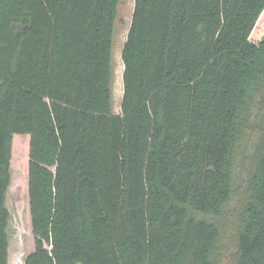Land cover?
<instances>
[{
  "label": "trees",
  "instance_id": "obj_1",
  "mask_svg": "<svg viewBox=\"0 0 264 264\" xmlns=\"http://www.w3.org/2000/svg\"><path fill=\"white\" fill-rule=\"evenodd\" d=\"M118 2L0 0V264L18 137L23 264H264V0H134L115 113Z\"/></svg>",
  "mask_w": 264,
  "mask_h": 264
},
{
  "label": "rangeland",
  "instance_id": "obj_2",
  "mask_svg": "<svg viewBox=\"0 0 264 264\" xmlns=\"http://www.w3.org/2000/svg\"><path fill=\"white\" fill-rule=\"evenodd\" d=\"M134 8V0H119L117 8V19L115 26V46H114V76L112 82L113 92V111L120 112V102L122 98V71L123 63L121 60V49L126 39L127 31L130 26L131 16ZM264 37V10L260 14L251 34L250 40L258 44ZM255 119V118H254ZM246 138V137H245ZM243 147L246 153H252V141L248 142V138L244 140ZM247 145V147H245ZM26 140L22 137L14 139V157L10 167V183L6 190L5 206L9 213L7 237H8V261L7 264H23L25 256L33 248V238L30 231L27 211V196H26V173L24 169L25 157L24 150ZM242 154V148H241ZM240 157V156H239ZM249 161V160H248ZM245 164L249 166L252 163ZM244 167V168H245ZM249 169V167H248ZM244 169H239L241 176L246 175ZM243 186V185H242ZM244 187V186H243ZM237 198V197H236ZM235 198V201H238ZM233 219V214L228 215V219ZM227 219V220H228ZM227 222V221H226ZM228 223V222H227ZM226 227V226H225ZM224 227V228H225ZM221 264H235L230 259L229 253L224 255Z\"/></svg>",
  "mask_w": 264,
  "mask_h": 264
}]
</instances>
